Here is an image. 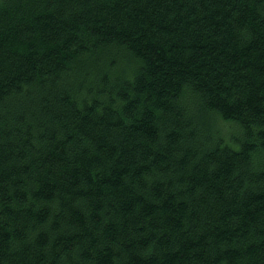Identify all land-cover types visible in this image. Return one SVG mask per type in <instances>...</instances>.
Wrapping results in <instances>:
<instances>
[{"label":"trees","instance_id":"obj_1","mask_svg":"<svg viewBox=\"0 0 264 264\" xmlns=\"http://www.w3.org/2000/svg\"><path fill=\"white\" fill-rule=\"evenodd\" d=\"M0 264H264V0H0Z\"/></svg>","mask_w":264,"mask_h":264},{"label":"rangeland","instance_id":"obj_2","mask_svg":"<svg viewBox=\"0 0 264 264\" xmlns=\"http://www.w3.org/2000/svg\"><path fill=\"white\" fill-rule=\"evenodd\" d=\"M227 130H231V125L228 126Z\"/></svg>","mask_w":264,"mask_h":264}]
</instances>
